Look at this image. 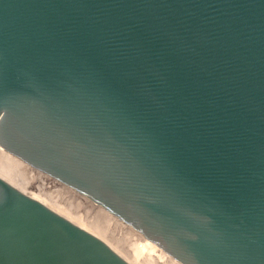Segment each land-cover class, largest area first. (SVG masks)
<instances>
[{
    "label": "water",
    "instance_id": "obj_1",
    "mask_svg": "<svg viewBox=\"0 0 264 264\" xmlns=\"http://www.w3.org/2000/svg\"><path fill=\"white\" fill-rule=\"evenodd\" d=\"M0 144L183 264H264V0H0ZM0 264H132L0 175Z\"/></svg>",
    "mask_w": 264,
    "mask_h": 264
},
{
    "label": "rangeland",
    "instance_id": "obj_2",
    "mask_svg": "<svg viewBox=\"0 0 264 264\" xmlns=\"http://www.w3.org/2000/svg\"><path fill=\"white\" fill-rule=\"evenodd\" d=\"M0 175L102 237L132 264H183L157 244L148 247L145 235L89 196L3 148Z\"/></svg>",
    "mask_w": 264,
    "mask_h": 264
},
{
    "label": "bare ground",
    "instance_id": "obj_3",
    "mask_svg": "<svg viewBox=\"0 0 264 264\" xmlns=\"http://www.w3.org/2000/svg\"><path fill=\"white\" fill-rule=\"evenodd\" d=\"M0 148H1V150H2V148L3 149H5L1 144H0ZM112 218V217H111ZM117 219V218H116ZM121 228V227H120ZM142 238H143V240L145 241L144 243L145 244H147L148 245V247L150 246V247H155L156 248V243L154 242V241H152L151 239H149L148 237H144V236H142ZM141 239V238H140ZM143 247V246H142ZM155 248H153V249H155ZM159 248V247H158ZM143 249H145V248H143ZM138 250V249H137ZM158 250V249H157ZM136 252V251H135ZM159 254V253H158ZM152 255V254H151ZM164 255V254H163ZM128 259V258H127ZM176 259V258H175ZM171 260V259H170Z\"/></svg>",
    "mask_w": 264,
    "mask_h": 264
}]
</instances>
